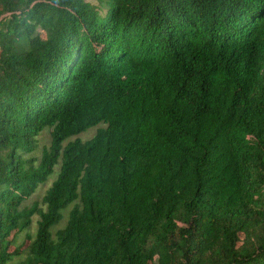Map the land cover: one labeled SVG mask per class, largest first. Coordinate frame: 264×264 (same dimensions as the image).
Masks as SVG:
<instances>
[{
	"label": "trees",
	"instance_id": "obj_1",
	"mask_svg": "<svg viewBox=\"0 0 264 264\" xmlns=\"http://www.w3.org/2000/svg\"><path fill=\"white\" fill-rule=\"evenodd\" d=\"M17 257L264 264V0H0V264Z\"/></svg>",
	"mask_w": 264,
	"mask_h": 264
},
{
	"label": "rangeland",
	"instance_id": "obj_2",
	"mask_svg": "<svg viewBox=\"0 0 264 264\" xmlns=\"http://www.w3.org/2000/svg\"><path fill=\"white\" fill-rule=\"evenodd\" d=\"M101 127H106V124L102 123V124H99V125H97L95 127L89 128L88 130H86V131L78 134L77 136H74L71 139L80 138L83 141H86V140L90 139L91 137H93L95 135V133L97 132V130L99 128H101ZM50 130L51 129H48L47 128V129H45L42 132V134L40 136V145L41 146H43V145H49V142H50ZM59 169H60V165H57L56 168H55L54 173L50 176V178L45 183H42V184H40L38 186L36 192L32 195V197L30 198V200L27 201V204H30L33 201H39L41 203L42 198H43L46 190L51 186L53 180L56 178ZM70 208H71V206L68 209L62 211L64 213V215H65V218L62 220V222H60L58 225H56L55 228L53 227L54 228L53 232H55L58 228H61V227H63L65 225V223H66V215L69 212ZM34 219L36 220L37 219V216H35ZM35 220H34V224L32 226L31 233L36 228ZM24 237H25V232L19 237L18 242L19 243L23 242V240L25 239ZM20 260H21V257L14 258L11 261V264H18L20 262Z\"/></svg>",
	"mask_w": 264,
	"mask_h": 264
}]
</instances>
